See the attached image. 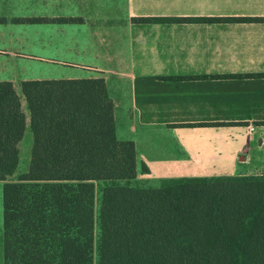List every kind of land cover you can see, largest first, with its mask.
<instances>
[{
  "label": "crops",
  "instance_id": "1",
  "mask_svg": "<svg viewBox=\"0 0 264 264\" xmlns=\"http://www.w3.org/2000/svg\"><path fill=\"white\" fill-rule=\"evenodd\" d=\"M234 18H264V0H0V82L25 115L19 153L33 142L19 82L103 78L138 176L264 174V21ZM2 251L0 199V264Z\"/></svg>",
  "mask_w": 264,
  "mask_h": 264
},
{
  "label": "trees",
  "instance_id": "2",
  "mask_svg": "<svg viewBox=\"0 0 264 264\" xmlns=\"http://www.w3.org/2000/svg\"><path fill=\"white\" fill-rule=\"evenodd\" d=\"M18 86L33 142L19 173L25 115L0 82L4 264H264V174L155 179L143 166L138 176L103 78Z\"/></svg>",
  "mask_w": 264,
  "mask_h": 264
},
{
  "label": "rangeland",
  "instance_id": "3",
  "mask_svg": "<svg viewBox=\"0 0 264 264\" xmlns=\"http://www.w3.org/2000/svg\"><path fill=\"white\" fill-rule=\"evenodd\" d=\"M31 138L29 129H27V133L25 136ZM30 145L31 144H21V149L19 153V173H23L27 170L30 160ZM16 176V175H15ZM252 176V175H249ZM0 199H1V184H0Z\"/></svg>",
  "mask_w": 264,
  "mask_h": 264
},
{
  "label": "built area",
  "instance_id": "4",
  "mask_svg": "<svg viewBox=\"0 0 264 264\" xmlns=\"http://www.w3.org/2000/svg\"><path fill=\"white\" fill-rule=\"evenodd\" d=\"M247 133H248V145L250 147L259 146L258 138L255 136L256 128L253 124H249L247 126Z\"/></svg>",
  "mask_w": 264,
  "mask_h": 264
}]
</instances>
